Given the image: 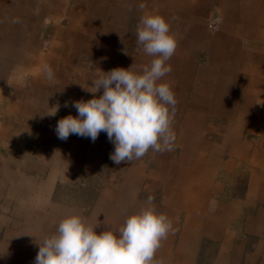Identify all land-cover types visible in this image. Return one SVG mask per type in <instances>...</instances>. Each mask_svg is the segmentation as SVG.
<instances>
[{"label":"crops","instance_id":"crops-1","mask_svg":"<svg viewBox=\"0 0 264 264\" xmlns=\"http://www.w3.org/2000/svg\"><path fill=\"white\" fill-rule=\"evenodd\" d=\"M215 13L221 24L211 33L206 21ZM145 15L164 17L177 39L167 62L172 71L162 81L171 85L177 100L172 130L180 148L179 155L152 151L148 173L131 161L114 164L110 154L115 146L107 136L105 142L101 136L94 142L61 140L47 118L51 91L79 90L68 85L74 55H92L91 69L100 71L97 78L110 59L120 58V68L128 69L129 63L133 71L150 64L154 57L130 35ZM134 19L139 22L128 33ZM43 33L57 37L61 65L58 61L51 67L52 79L42 68L39 77L21 78L22 67L39 62L51 66V58L39 54ZM197 48L210 59L198 74L191 61ZM7 68L14 70L11 78L5 77ZM92 73L88 77L82 69L74 77L91 78V91L97 79ZM69 114L77 112L63 117ZM209 117L227 119L220 124L221 135ZM245 131L256 137L246 139ZM207 132L219 135L218 140L207 139ZM106 157L108 163L126 167L119 188L110 175L113 182L100 185L87 214L78 204L52 202L49 196L55 193L79 194V187L69 192L70 185L79 186L78 180ZM235 167L237 182L231 184L238 193L227 199L231 185L224 178ZM139 190L153 196L156 211L173 224L154 264H264V0H0V229L7 228L0 264H34L32 257L14 258L18 247H36L68 215L98 224L97 234L115 231L146 206ZM207 242L215 243L214 250L206 249Z\"/></svg>","mask_w":264,"mask_h":264},{"label":"clouds","instance_id":"clouds-1","mask_svg":"<svg viewBox=\"0 0 264 264\" xmlns=\"http://www.w3.org/2000/svg\"><path fill=\"white\" fill-rule=\"evenodd\" d=\"M136 35L137 45L154 57L150 64L139 71H133L132 66L101 71L105 75L92 81L93 98L74 101L77 115L61 118L55 128L61 140L74 134L94 142L105 132L115 146L110 159L116 165L140 159L150 149L172 151L175 142L172 124L177 100L171 85L162 78L172 71L167 62L175 53L177 39L160 15L142 16ZM43 71L48 79L53 78L51 66L45 65ZM101 89L102 95L97 97ZM57 111L58 106L48 115L55 116ZM153 202L149 195L146 206L127 216L122 226L99 234L98 224H87L80 215L64 217L56 232L38 243L34 264H154L162 240L174 229Z\"/></svg>","mask_w":264,"mask_h":264},{"label":"rangeland","instance_id":"rangeland-1","mask_svg":"<svg viewBox=\"0 0 264 264\" xmlns=\"http://www.w3.org/2000/svg\"><path fill=\"white\" fill-rule=\"evenodd\" d=\"M138 22L139 21H137V20L135 21V19L130 20L128 22V25H130V27H128L129 31L127 29L128 33L133 31L134 26ZM220 24H221V18L218 14L215 13L214 15L208 17V19L206 21V28L209 30V32L215 33L217 30L220 29ZM136 33H133V34L130 33V35H132V37L133 36L137 37ZM43 34L44 35L39 36L40 40H38V49L40 51L39 54H42L43 56L51 58V60H52L51 61V67H53L59 61L60 55H62V52L58 51L56 48L58 46L57 44L59 42H57L58 39L56 36L55 37L53 35L49 36V35H47V33H43ZM197 49L198 50L195 49V51L193 53L194 57H192L195 59V62L193 61V59L191 61L197 65V74H198V71L203 66L207 67L208 63L210 62V59L208 58V55L206 52L200 50L199 48H197ZM129 53H125V54L129 55ZM83 54H85V55H82V56L78 55V54H77V56L74 55L73 61L71 62L70 66L67 68L68 69L67 77L70 81L74 82V83L70 82V84H68V85H75L78 87L79 90H77V91L76 90L75 91L67 90V93H63V92L58 93V92L51 91V94H54V95H53V99L49 102L50 106L48 107V110L52 107L51 112H54L56 110V106H58V111L56 112L55 116L48 115L47 118L48 119H49V117L52 118L51 122L54 124V126H53L54 131H55L58 120H60L65 115V113L67 111L70 112L71 110H73V111L77 112V110L72 106L74 101H87V100L93 98V94L90 92V90H87V88L90 86V82L92 79L87 78L86 80H82V79L76 80L74 77L77 73H80V71L82 69H86L87 72H89L88 77H93V73H92L93 70L95 71L94 77H96V78L100 73V71H98V68H97V70L95 68L91 69V63L93 61V59H92L93 56L90 54H86V53H83ZM22 55H23V53H22ZM119 60H120V58L116 61L114 59H110V61L107 60V63L105 65L106 70L109 67L112 70L115 68H120V63L122 61H119ZM58 63H59V65H61L60 61ZM45 65H49V64L48 63L42 64L41 62H39L37 64V66H30V68L22 67V68H20V75L19 76L21 78H24V79L25 78L27 79L28 77H32V76H38L39 77L40 76V69L41 68L43 69ZM128 65L130 68L129 63H128ZM6 70L7 71H6L5 77L11 78L12 74H13L12 72L14 71L13 68H7ZM101 75H105V74L101 72ZM21 91H24V89L22 88ZM96 94H98V93H96ZM66 103H67V106H65ZM73 116H75V115H73ZM208 119H209V121L212 120V123H213L212 128L217 130L219 132V134L221 135V132H223V131L220 130V124H226L227 119L223 118V117H222V119L221 118L211 119V117H209ZM216 127H218V128H216ZM54 133H56V132H54ZM99 136H101V140L103 142H105V140H108L107 138H105V136H107V134L104 132H101L98 135V138H99ZM244 136L246 139H249V138H255L256 134L253 132L245 131ZM69 137H71L73 139L85 140L86 142L92 141L89 137H81V136H77L74 134L70 135ZM206 137H207V139H211V141L212 140L217 141L219 138V135H217L215 133L212 134V133L207 132ZM98 138L96 140H98ZM172 153L179 155L180 148L177 147L176 145H174ZM151 154H152V150L150 149L145 156H143L140 159L134 158L133 160H131V162L134 164V167L141 168V166H142L144 168V171L146 173H148L150 171V169L153 167V162L151 161L152 160ZM147 159L149 160V162L146 164L144 162H147ZM104 160H106V162L99 164L98 165L99 167L95 166L92 170V173H90L89 175H84L83 179L78 180L79 182H77V183H79V186H77V185L71 186L70 185L71 189H69L68 191L69 192L70 191L75 192L77 190L76 187H79V190H78L79 194H76V195H74V194L58 195L55 193L54 195L49 196V198L52 199V202L54 204L64 203V202H66V203L68 202L69 205L78 204V206L81 209H84L85 214H87L89 209L91 208V206L95 202V200L98 198L97 193L99 192V190L101 188L100 185L101 184L106 185L107 183L109 184V183L113 182L111 180V178L109 177L110 175H112L114 177V179H113V180H115L114 186H116L117 188L120 187V182H122V180L124 179L126 167H120V166L118 167V166L112 165V163H108L107 162L108 157L104 158ZM139 161H142V162L140 163ZM245 167H246V165L244 164L242 166V168H245ZM238 172H239L238 168L235 167L233 172L230 174H227L226 177L224 178L226 180V182L231 185V187H229L230 189H229V193L227 194V199H230L233 195L238 193V190L236 189V185L231 184L232 182H237L236 177H237ZM96 173H97V175L95 176ZM105 178H108V179H105ZM81 188H83V189H81ZM159 191L160 190L158 189L156 191L157 193L153 194V196L156 199H159V194H158ZM138 194H139V197L141 199L148 197L147 191H144V190H139ZM105 199H107V197L104 198L103 200H105ZM101 202H103V201H101ZM106 202H108V201H106ZM112 214L114 216L117 215L116 213H112ZM123 214H125V213H123ZM101 215L103 217L104 213H101ZM182 217H183V213L178 215V219H179L180 224L182 221H184V219L182 220ZM22 223L24 224L23 219H21V224ZM4 232H7V228L0 229V242L4 238V235H5V234H3ZM43 239L44 238H42L40 243L43 242ZM29 245L30 246H28V247L20 245V247H18V250H16V251H18L19 255H16V256L14 255L15 256L14 258L17 257L16 259H18L19 261H22L24 258L32 257L35 260L36 254L39 250V245L37 244L36 247L32 244H29ZM205 245H206V249L208 251H210L211 249L214 250V246H215L214 242H207V243H205ZM24 249H27L28 251L24 250ZM32 251H34V252H32ZM8 252H9V250H7L6 256H9V259L13 258L11 255H7ZM26 252H32V253L30 255H22V253L26 254Z\"/></svg>","mask_w":264,"mask_h":264},{"label":"bare ground","instance_id":"bare-ground-1","mask_svg":"<svg viewBox=\"0 0 264 264\" xmlns=\"http://www.w3.org/2000/svg\"><path fill=\"white\" fill-rule=\"evenodd\" d=\"M178 109V108H177ZM9 255V254H8ZM32 261V260H31Z\"/></svg>","mask_w":264,"mask_h":264}]
</instances>
